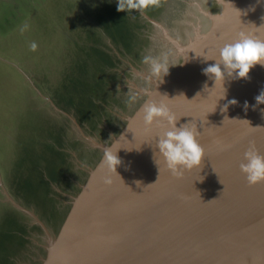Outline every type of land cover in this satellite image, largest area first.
<instances>
[{"label":"rangeland","instance_id":"1","mask_svg":"<svg viewBox=\"0 0 264 264\" xmlns=\"http://www.w3.org/2000/svg\"><path fill=\"white\" fill-rule=\"evenodd\" d=\"M200 1L127 14L116 0H0V264H39L40 221L56 227L95 162L94 142H108L142 90L156 89L143 57L174 67L162 28L188 40Z\"/></svg>","mask_w":264,"mask_h":264},{"label":"water","instance_id":"2","mask_svg":"<svg viewBox=\"0 0 264 264\" xmlns=\"http://www.w3.org/2000/svg\"><path fill=\"white\" fill-rule=\"evenodd\" d=\"M259 6V15L242 31L264 39V3ZM228 41L220 36L215 46ZM257 95L249 96L241 120L252 127L257 123L255 135L264 137V118L259 117L264 104L253 107ZM142 104L108 142H94L99 149L95 162L79 190L68 197L56 227L40 221L46 243L39 264H264V182L249 185L239 170L247 145L254 144L264 155V141L245 142L212 130L208 123L196 125L213 136L204 142L216 144L200 142L205 151L200 166L174 175L162 159L154 158L155 124L135 126L142 119ZM224 147L230 153L220 159ZM106 148L117 151L118 175L103 164ZM139 164L148 177L145 199L133 194ZM128 187L132 193L126 196ZM143 200L146 213L140 206L143 214L136 218Z\"/></svg>","mask_w":264,"mask_h":264},{"label":"bare ground","instance_id":"3","mask_svg":"<svg viewBox=\"0 0 264 264\" xmlns=\"http://www.w3.org/2000/svg\"><path fill=\"white\" fill-rule=\"evenodd\" d=\"M252 2H256V4L253 5ZM260 3H264V0H201L199 4L195 5V12L198 13L195 17H198L200 23L198 27L194 24V28L186 33L189 35L188 40L184 36L186 40L181 43H178L168 31L162 28L167 42H171L176 50V61L174 67H171L168 74L163 77L162 83L155 81L156 89L148 92L145 103L152 101L166 105L178 120V127L186 123H189V126H192V123L200 126L208 123L209 128L212 130L216 128L225 135H238L242 141L250 143L263 142V136L255 135L259 125L255 123L252 127L250 122L242 121L241 116L243 113H240L245 109L244 102H248L249 96L257 91L259 94L264 89L263 67L261 69L258 64L255 65L250 69L247 79H234L225 76L223 85L222 82L217 81L215 86L214 80L202 71L208 64L214 63V61L207 59L216 57L219 50L215 46L218 37L222 36L230 41L234 39L232 34L235 35L234 33L237 30L241 32L242 28L245 30L248 25L253 23L254 17L259 15ZM210 5L214 9L210 10ZM205 8H207V11L204 13ZM202 13L208 20L204 19ZM252 15L254 16L252 17ZM198 19L195 18L196 21ZM223 96L224 98L221 99ZM232 99H235L237 103L228 104V101ZM225 104H228L227 109H222ZM141 112L140 118L143 116V110ZM260 114L263 115L264 112ZM261 115L259 117L263 119L264 116ZM142 121L143 118L135 126ZM152 130L157 135L162 132L163 128L155 124ZM136 131H139V129ZM197 131L200 132L199 143L213 137H210L211 134L207 136L204 131L199 129ZM156 135L154 134L153 137L156 138ZM215 144L216 142H209L205 146L211 147ZM222 153L221 156H218L220 159L225 158V155L230 153V148L224 147ZM147 159L142 158L141 162ZM158 176L156 171V180ZM134 181L133 194L138 193L145 199L148 190V177L144 171L142 172L140 164ZM155 189H157L156 186ZM131 193L132 191L128 187L126 196ZM138 206L136 218L143 214L140 206L146 207L145 200L141 201ZM125 208L131 209L132 206H125ZM127 212L125 211L126 215ZM135 226L138 228L139 224L135 222Z\"/></svg>","mask_w":264,"mask_h":264},{"label":"clouds","instance_id":"4","mask_svg":"<svg viewBox=\"0 0 264 264\" xmlns=\"http://www.w3.org/2000/svg\"><path fill=\"white\" fill-rule=\"evenodd\" d=\"M157 3L158 0H116V10L127 14L134 11L143 12L150 7L157 6ZM35 47L36 45L33 43L32 48ZM207 60H212L214 63L208 64L202 71L214 80V86L217 81L222 82L223 85L225 76L234 79H247L250 69L255 65L264 66V39L241 31L235 39L225 42L219 48L215 58ZM142 62L148 66V78L153 82L155 78H160V83H162L163 77L168 74L170 67L167 62L147 55L143 57ZM126 86L129 88V85L126 84ZM142 91H145L146 95L148 94L146 90ZM223 98L224 96L221 99ZM129 99L135 100L136 94L133 93ZM254 99L256 103L253 107L264 104V89ZM235 103H237L235 99L228 101V104ZM228 104H225L222 109H227ZM244 106L247 109V101L244 102ZM261 111L264 112V109ZM142 118L145 127L157 124L163 128L155 139L154 158L162 159L172 174H180L200 166L205 151L198 141L200 132L197 131L196 125L189 126V123H186L178 127V120L169 108L164 104L152 101L144 104ZM116 152L111 148H106L103 158V164L109 170L114 169L115 173L116 166L120 163ZM239 170L249 185L264 182V155L260 154L254 144H249L244 150Z\"/></svg>","mask_w":264,"mask_h":264}]
</instances>
